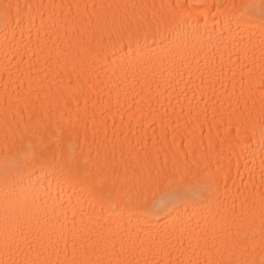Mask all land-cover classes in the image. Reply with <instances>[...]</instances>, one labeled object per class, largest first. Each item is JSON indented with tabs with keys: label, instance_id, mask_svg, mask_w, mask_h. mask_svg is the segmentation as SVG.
Here are the masks:
<instances>
[{
	"label": "bare ground",
	"instance_id": "obj_1",
	"mask_svg": "<svg viewBox=\"0 0 264 264\" xmlns=\"http://www.w3.org/2000/svg\"><path fill=\"white\" fill-rule=\"evenodd\" d=\"M262 24L264 0H0V264H261ZM161 170L202 203L169 216Z\"/></svg>",
	"mask_w": 264,
	"mask_h": 264
},
{
	"label": "snow or ice",
	"instance_id": "obj_2",
	"mask_svg": "<svg viewBox=\"0 0 264 264\" xmlns=\"http://www.w3.org/2000/svg\"><path fill=\"white\" fill-rule=\"evenodd\" d=\"M6 11L4 13V22L7 24L9 12L7 9L11 7V5H6ZM18 7V5H17ZM87 7V6H85ZM249 7V6H244ZM195 12V9L189 10L187 15L191 16ZM179 24V21H177ZM262 28H264V24H262ZM159 32V29H145L143 32L137 31L136 33H130L127 37L128 41L131 42L133 45L141 44V51H144V47L148 49H152L153 47H159V52L157 53L158 56H168V57H175L180 55L179 52V45L177 44L174 47H166L163 46V42L161 45L157 46L155 44H149L148 41L151 39L153 41L156 40L157 36L156 33ZM123 39V37H122ZM135 55L134 53L132 54ZM129 53L125 50H122V59L124 61V66H127L132 61L129 60ZM80 168V161L76 157H72L70 161L66 164V171L68 176H78ZM65 170H62V173ZM208 183H215L214 176H206L205 177V184ZM155 186L159 185H166L168 191L166 192V197L169 200V208L168 215L175 217L176 219L182 218L186 212L188 211L189 207L195 208L198 204L202 203L196 195V190L192 186H184L183 184H176L174 181L168 179L167 175L161 170L160 173L157 174V177L154 181ZM201 196L203 193L200 194ZM67 241H65V247H67ZM73 247H75V243H73ZM264 264V261L261 262Z\"/></svg>",
	"mask_w": 264,
	"mask_h": 264
}]
</instances>
